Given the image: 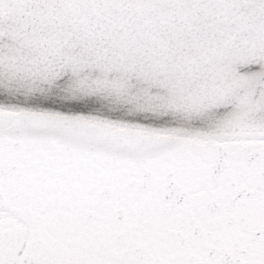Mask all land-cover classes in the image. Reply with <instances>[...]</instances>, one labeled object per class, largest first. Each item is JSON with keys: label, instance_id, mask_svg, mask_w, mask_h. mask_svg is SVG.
Returning <instances> with one entry per match:
<instances>
[{"label": "snow or ice", "instance_id": "snow-or-ice-1", "mask_svg": "<svg viewBox=\"0 0 264 264\" xmlns=\"http://www.w3.org/2000/svg\"><path fill=\"white\" fill-rule=\"evenodd\" d=\"M0 264H264V0H0Z\"/></svg>", "mask_w": 264, "mask_h": 264}]
</instances>
